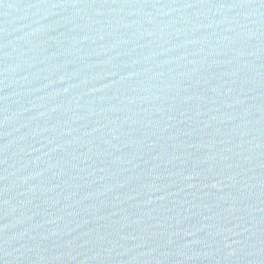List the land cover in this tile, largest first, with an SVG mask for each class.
Wrapping results in <instances>:
<instances>
[{"label":"water","instance_id":"water-1","mask_svg":"<svg viewBox=\"0 0 264 264\" xmlns=\"http://www.w3.org/2000/svg\"><path fill=\"white\" fill-rule=\"evenodd\" d=\"M0 264H264V0H0Z\"/></svg>","mask_w":264,"mask_h":264}]
</instances>
